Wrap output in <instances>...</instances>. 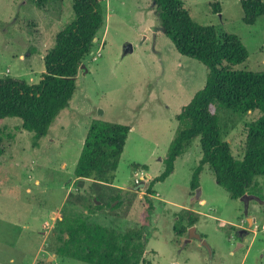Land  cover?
Segmentation results:
<instances>
[{
  "label": "rangeland",
  "instance_id": "obj_1",
  "mask_svg": "<svg viewBox=\"0 0 264 264\" xmlns=\"http://www.w3.org/2000/svg\"><path fill=\"white\" fill-rule=\"evenodd\" d=\"M182 1L194 21L234 33L245 45L248 57L232 68L262 71L264 15L246 24L239 0ZM214 2L220 12L211 7ZM102 8L103 25L77 72L75 91L47 134L34 144L19 118L0 120V264H89L55 253L62 219L87 216L117 233L139 226L144 183L163 171L176 115L205 84L208 67L175 49L160 30L151 0H102ZM73 19L71 0H0V77L37 83L56 33ZM127 44L132 50L123 54ZM220 110L223 139L241 159L248 124L259 113ZM96 120L131 127L113 186L74 176ZM200 158L196 138L169 176L153 183L142 257L149 264H264V177L256 176L245 195L231 198L205 164L192 190ZM141 174L144 180L134 187ZM187 210L198 217L193 227L200 238L189 236L190 227L182 234L175 230L185 224Z\"/></svg>",
  "mask_w": 264,
  "mask_h": 264
},
{
  "label": "trees",
  "instance_id": "obj_2",
  "mask_svg": "<svg viewBox=\"0 0 264 264\" xmlns=\"http://www.w3.org/2000/svg\"><path fill=\"white\" fill-rule=\"evenodd\" d=\"M46 1L37 0L38 4ZM71 1L74 19L56 33L53 47L43 57L45 70L39 81L31 84L8 75L0 77V120L19 118L21 127L33 133L34 144L47 134L57 115L68 105L75 91V77L80 65L103 25L102 0ZM151 1L160 30L175 49L208 67L205 84L176 115L178 127L163 159V171L148 180L146 188L144 183L145 206L140 213L141 224L117 233L89 221L87 216L62 219L63 230L60 234L55 233L58 242L55 253L58 255L89 264H149L142 255L146 246L145 226L154 208L151 201L155 193L153 183L169 176L176 158L196 138L201 158L190 181L192 190L198 188L199 174L205 164L211 168L216 183L231 198L245 195L254 185L256 176L264 177V67L262 71L232 68L248 57L245 45L236 34L220 33L213 26L197 23L182 0ZM239 1L242 20L246 24H253L264 15L263 0ZM210 5L215 12H220L219 2ZM219 110L238 116L253 111L259 113L248 124L241 159L234 157L229 142L223 139L217 115ZM130 128L125 124L93 121L84 137L74 176L111 184ZM93 203L94 208H101V204ZM185 215V224L175 228L178 234L198 220L190 210Z\"/></svg>",
  "mask_w": 264,
  "mask_h": 264
},
{
  "label": "water",
  "instance_id": "obj_3",
  "mask_svg": "<svg viewBox=\"0 0 264 264\" xmlns=\"http://www.w3.org/2000/svg\"><path fill=\"white\" fill-rule=\"evenodd\" d=\"M131 50H132V46H131L130 44H127V45L125 46V49H124V51H123V54H126V53H128V52H131ZM80 68H84V64H83V63L80 65ZM147 185H148V182H146V186H145V188L147 187ZM194 231H195L194 227L191 226V227H190V235H189V236H192V235H193V237L200 238V235L197 234V233H195ZM242 232H244V231H241L240 233H242ZM202 244H203L207 249L209 248L205 240H202Z\"/></svg>",
  "mask_w": 264,
  "mask_h": 264
},
{
  "label": "built area",
  "instance_id": "obj_4",
  "mask_svg": "<svg viewBox=\"0 0 264 264\" xmlns=\"http://www.w3.org/2000/svg\"><path fill=\"white\" fill-rule=\"evenodd\" d=\"M145 175L141 174L138 178L135 179L134 184H139L144 180Z\"/></svg>",
  "mask_w": 264,
  "mask_h": 264
},
{
  "label": "crops",
  "instance_id": "obj_5",
  "mask_svg": "<svg viewBox=\"0 0 264 264\" xmlns=\"http://www.w3.org/2000/svg\"><path fill=\"white\" fill-rule=\"evenodd\" d=\"M111 185L113 186V184H111ZM145 186H146V182H145ZM203 202H204V200H202V199L199 200V204H200V203H203Z\"/></svg>",
  "mask_w": 264,
  "mask_h": 264
}]
</instances>
